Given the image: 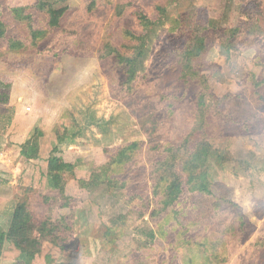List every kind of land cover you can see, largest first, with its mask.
Returning <instances> with one entry per match:
<instances>
[{"label":"rangeland","instance_id":"obj_1","mask_svg":"<svg viewBox=\"0 0 264 264\" xmlns=\"http://www.w3.org/2000/svg\"><path fill=\"white\" fill-rule=\"evenodd\" d=\"M40 1L0 0L6 27L0 36V163L19 160L13 135L24 136L33 125V171L42 175L47 134L39 123L15 117L19 106L31 115L34 104L55 98L69 105L61 107V136L76 132L84 162L79 176L92 177L83 189L66 187L67 194L62 188L40 195L20 186L21 202L35 219L31 231L51 246L42 244L32 258L23 245L5 254L39 264L42 253L46 264H210L201 258L206 252L211 264H222L211 255L226 239L224 264H264V0H47L59 10L67 5L56 14ZM140 10L157 20L153 29L140 25ZM141 39L145 61L134 62L135 74L121 56L134 57ZM166 47L165 60L156 58ZM91 112L100 117L89 120ZM71 118L84 132L71 128ZM98 121L106 123L96 131L87 126ZM54 130L60 132L58 125ZM131 143L142 144L133 160L109 165ZM203 144L211 147L210 186L201 194L202 179L189 182L181 160L204 158ZM93 146L105 156L91 165ZM171 158L178 160L183 192L164 209L166 188L155 182L154 171ZM64 171L62 180L76 177L74 166ZM5 186L0 194L12 190ZM227 191L238 207L222 200ZM240 216L250 228L241 229ZM50 223L64 230L57 243L39 233ZM161 228L171 230L161 235ZM5 237L0 229V241Z\"/></svg>","mask_w":264,"mask_h":264},{"label":"crops","instance_id":"obj_2","mask_svg":"<svg viewBox=\"0 0 264 264\" xmlns=\"http://www.w3.org/2000/svg\"><path fill=\"white\" fill-rule=\"evenodd\" d=\"M91 70H93V69H91ZM14 85H16V84L14 83L13 86ZM14 101L15 100L12 99L11 102H14ZM34 105H35L33 108L34 114L39 112L38 107H40V109H41L40 110L41 114L35 116L36 117L35 119H34V116H31L33 113L31 115H28L29 113H27L24 106H19V108H18L19 113H17L15 119H18V120L24 122L25 124H28L30 122L31 123L32 122L39 123L38 125H40L41 134H42V132L47 134L45 136L44 145H45V148H47V150H50L49 156L47 157L48 160L46 162L45 169L43 167L44 170L42 172V175H40L38 172H36L37 170L34 172L32 163L37 161L36 157L38 155L35 154L33 151H30L28 156L24 155V151H26V149H30V146H29L30 139H31L30 135L35 128V127L33 128V125H32L31 129H28L27 133H25L24 136H22L21 134L19 136L13 135V138L15 139V142H16L15 145L19 146V147L15 146L18 149L17 151H15V153L19 157V160L18 159L17 160L13 159L11 161L5 160L4 162L0 163V188L5 186V185H9L10 188H12V190L9 191L8 194H5V195L0 194V229L2 231V234H5V236H8V237H5L4 241H0V264H14V262H15V264H26V263L27 264H39L38 260L37 261H35V260L31 261L32 259H27V258L21 259L19 261H12L10 259L11 256L9 257V253L5 254V251H9L10 249H12V247H13V251H15V252L21 250L20 249L21 245H23V247H25V250H26L29 247L28 245H30L31 242L35 238H39V236L37 237L36 233L35 234L33 233L34 231H31L33 229L30 228L28 225H20V224H16L14 222V218H15L17 208L22 203L21 197L18 194V192H19L18 188L27 186V187L33 188L34 191H39L38 193L40 195L41 194L47 195L50 192L54 191L55 189L61 191V189L63 188L64 194H67L70 190L65 189L66 187H70V186H73L76 184V186H73V188L78 187V189L79 188L83 189L84 187H86L85 186L86 182H87L88 186H89V184H91L89 178L92 176H90V174L87 173L88 176H84V175L79 176V169L83 168L82 165L84 162L81 161V158L79 156L82 153V151H80L79 147L76 146L77 142L72 137L73 134L75 135L76 132L68 133V131H67V133H66V130L63 129L64 134H67V135L61 136V120H63V118L61 117V107H67L69 105H64L63 103L60 102V100H55V98H52V100L47 101V103H41L38 105L34 104ZM70 107H72V106H70ZM91 113H89V115H88V117L91 116L89 118V120H91V121H94V118H96V115H97V117H100L96 112L95 113L91 112ZM72 119L73 118H71V120ZM76 121L77 120H74V119L72 120L74 126H72L71 128H73L74 130L77 128L79 130H81L82 127L77 126V124H79V121H77V124H76ZM103 123H106V121H98V123H95V124H93V122H90L91 126L90 125H87V126H89L91 128V130L96 131L98 126L103 124ZM57 125L60 128V132H58V131L56 132L54 130V129H56ZM84 130L85 129L82 128L83 132H84ZM20 137H21V139H20ZM38 137L39 136L37 135V138ZM40 138H41V136H40ZM96 138L101 139L102 136L97 135ZM40 140H39V144H41L40 142L42 141V140L41 141ZM33 144H34V142L32 143V145ZM97 146H99V145H97ZM97 146L96 147L93 146V148H92L93 151L91 153L92 157L88 158V160H87L89 162V164H91V165H93L97 162H100L99 160H100L101 154L103 156H105V154L103 153V149H101V147H97ZM39 147H40V145H39ZM38 152L41 154L40 148H39ZM40 154H39V157L42 156ZM97 154H99V155H97ZM22 155L26 159H23ZM56 157H57L58 163L56 166H54V169H53L51 166V163H52L51 161H53L54 158L56 159ZM91 158H93V159H91ZM59 163L60 164L63 163V164L68 165L70 167L74 166V169L76 170L75 171L76 177H73V175L71 174V177H70L71 181L66 182V181L62 180V178L64 177L65 171L58 168ZM31 170L33 172L30 173V176H29V172ZM5 175L7 177H11V179H14V180L13 181L10 180L9 183L7 181H2V176H5ZM57 175L60 176V178L57 177ZM50 177L52 178L51 181H50ZM49 183H51V184H49ZM47 186L48 187L50 186V187L48 188ZM68 196H71V198L77 197L72 192ZM43 199H42V201H43ZM30 202L32 204L33 201H30ZM2 207H4V208L7 207L6 209H8V210L5 209V211H4ZM55 216H57V215H55ZM58 219L61 220V215L58 216ZM7 238H9L8 241H7ZM44 242H42V244H44L43 247L46 245L51 246L48 242H46V241H44ZM25 250H23L24 254H25ZM17 254L15 253L14 255L17 256ZM41 256H42V258H40L39 260H41L42 264H46V261L49 257L44 256L43 253L41 254ZM23 257H25V256L22 255V258ZM39 257L40 256H37V258H39Z\"/></svg>","mask_w":264,"mask_h":264},{"label":"trees","instance_id":"obj_3","mask_svg":"<svg viewBox=\"0 0 264 264\" xmlns=\"http://www.w3.org/2000/svg\"><path fill=\"white\" fill-rule=\"evenodd\" d=\"M51 1L41 0L39 2V4H40V6L44 5V4H47L51 8V10H52V12L54 14L59 13L60 11H63L64 9L67 8V5H66L65 7H62L59 10V9H57L55 7L54 3H51ZM63 1L67 2V0H63ZM61 2H62V0L59 1V3H61ZM136 17L138 18L140 25L142 27H144L145 30L149 31V30L153 29L156 26V24H157V20L151 19L150 17L147 16V14L145 12H143L141 10L136 13ZM159 21H161V19ZM4 28H5V32L2 31V29L4 30ZM4 34H6V27L4 26L3 23L0 22V36L2 37ZM192 42H193L194 45L196 44L195 39H192ZM14 43L15 42H13L12 39L8 40V42H7L8 48L12 49V46H13ZM167 48L168 47L163 49L157 55L156 58H159V57L163 58L164 57L163 60H165V58L167 57ZM135 50L137 52L135 53L134 57H122L121 56V60L123 62H126L128 64V66H130V72H131V70H133V72H135V74H136L134 62L137 61L138 59H141V58H142L141 59L142 61H145V59H143V55H144L143 54V52H144L143 51V39H141L140 45H138V47H136ZM174 50H176V49H174ZM119 58H120V56H119ZM132 64H133V66H131ZM3 86L5 87V85H3ZM0 98H3V96L0 95ZM0 101L3 102V100H0ZM5 101H8V98L5 99ZM141 145H142L141 143H131V144H128L127 146H125L123 148L118 149L116 151L117 154L116 155L115 154L112 155L113 157L111 156L112 158L109 159L110 160L109 161V165L113 164V165L121 166L123 164H126V162H131L133 160V153L136 150H139L141 148ZM201 149H202V153L205 154L204 158H201L200 156L196 157V154H195L191 158L182 159L181 161L184 162V163H183L181 169H182V171L184 173H186L189 176V182H191L193 180L195 181V180H201L202 179L201 181L204 184L202 185V188H201L202 191L201 190L200 191H201V194H203L202 192L207 190V186H210V183L207 184V182H209L208 178H209V172H210L209 171L210 170V166H209V160H208L209 157H207V155L209 154V152L211 150V147L209 145H207V144H205V145L203 144L201 146ZM29 152H30V149H26V151H24V155L28 156ZM177 161H178L177 158H171V160H166L164 162H160L156 166V170L154 171L155 177L157 178V179L154 178L155 182L158 185L162 184L161 188H163V189L166 188V191H162L163 192L162 193L163 196H162V194L160 196V198L163 197L162 204L164 206V209H167V204H170L173 201H176V199H179L181 193L183 192L182 175H181V173L179 171H177ZM51 162L52 163L55 162L57 164L58 160L54 158L53 161H51ZM52 163H51V166L54 169V166L52 165ZM58 168H60L61 170H64V169H70L71 167L68 166V165H65L63 163H61V164L59 163ZM230 193H231V191L225 192L224 196H222L223 197L222 200L226 201L228 206H231V207H234V208L238 207L231 200V198H229V197H231ZM45 201L50 204V199L49 198L48 199L46 198ZM164 209H161V210L156 211V212L157 213L158 212H162ZM243 218H244L243 216L239 217V219H241V223L239 225V226H241V229L244 228L245 226L250 228L251 227L250 224L246 221V219H243ZM14 222L16 224L28 225V226L33 224V223H35L34 216L29 211V206H28V204L26 202H22L18 206L16 214H15ZM49 227H51V228L46 229L47 227H46L45 224L40 225L39 233H43V236L45 238L53 237V239H54V240H52L53 242L61 241L62 239H61V235H59V233H61L64 230L63 229H58V225L52 224V223H50ZM170 230L171 229H169V228H166L165 230H163L161 228L160 229V234L163 235V233H164V235H168ZM251 230L253 232L254 228L253 229L251 228ZM148 237L150 239H155L157 237V235H156L154 230H150V232L148 234ZM250 237H251L250 234L246 235L243 238V242L249 240ZM73 241L74 240H72L71 243H73ZM41 245H42V242H41L40 238L33 240L32 243L29 245V247L25 250V254L28 257L32 258V256L35 255V253L38 252L41 249ZM225 246H226V239L218 241L217 244H215L213 246L214 247V249H213L214 252L211 255V256H213L214 260H216V261H218L219 263H222V264L228 263V257H227V254H226V250L224 249ZM72 247H73V245H72ZM208 257H209V255L206 252L204 253V255H201V258L206 263L210 262V264H211V261H210L211 259H210V257L208 259ZM191 264H195V262L193 263V261H192Z\"/></svg>","mask_w":264,"mask_h":264}]
</instances>
